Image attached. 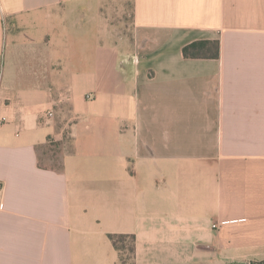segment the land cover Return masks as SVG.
I'll return each mask as SVG.
<instances>
[{
	"label": "crops",
	"instance_id": "obj_1",
	"mask_svg": "<svg viewBox=\"0 0 264 264\" xmlns=\"http://www.w3.org/2000/svg\"><path fill=\"white\" fill-rule=\"evenodd\" d=\"M0 184V264L264 259V0H0Z\"/></svg>",
	"mask_w": 264,
	"mask_h": 264
},
{
	"label": "trees",
	"instance_id": "obj_2",
	"mask_svg": "<svg viewBox=\"0 0 264 264\" xmlns=\"http://www.w3.org/2000/svg\"><path fill=\"white\" fill-rule=\"evenodd\" d=\"M183 55L186 58H217L220 56V44L219 40H199L189 43L183 48ZM55 149V148H54ZM57 152H54V156H57ZM57 158H55V161ZM42 165V163H41ZM44 165V164H43ZM55 169H61V163L55 162L51 165ZM114 246L117 250L122 251L124 246L119 245V241H123L125 238H131V246L129 250L135 255V235L133 234H109ZM229 264H264V259L262 260H252L249 262H232Z\"/></svg>",
	"mask_w": 264,
	"mask_h": 264
},
{
	"label": "rangeland",
	"instance_id": "obj_3",
	"mask_svg": "<svg viewBox=\"0 0 264 264\" xmlns=\"http://www.w3.org/2000/svg\"><path fill=\"white\" fill-rule=\"evenodd\" d=\"M126 6L122 7L119 5V9H121V14L124 12L127 22L131 21V7L130 3L126 2ZM49 151L41 150L40 152V161L44 165H53L55 162L60 163V158L58 156H53V154H49ZM55 158L57 160L55 161ZM120 246H124L122 251H120V264H137L135 261V257L132 251L129 250L131 246V238H125L123 241H119ZM222 264H225V257L221 260Z\"/></svg>",
	"mask_w": 264,
	"mask_h": 264
},
{
	"label": "built area",
	"instance_id": "obj_4",
	"mask_svg": "<svg viewBox=\"0 0 264 264\" xmlns=\"http://www.w3.org/2000/svg\"><path fill=\"white\" fill-rule=\"evenodd\" d=\"M0 188H1V184H0Z\"/></svg>",
	"mask_w": 264,
	"mask_h": 264
}]
</instances>
